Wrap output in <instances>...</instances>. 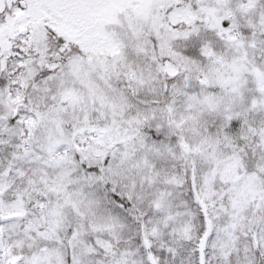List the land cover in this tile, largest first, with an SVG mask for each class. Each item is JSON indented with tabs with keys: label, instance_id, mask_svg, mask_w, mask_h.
<instances>
[{
	"label": "snow or ice",
	"instance_id": "obj_1",
	"mask_svg": "<svg viewBox=\"0 0 264 264\" xmlns=\"http://www.w3.org/2000/svg\"><path fill=\"white\" fill-rule=\"evenodd\" d=\"M0 264H264V0H0Z\"/></svg>",
	"mask_w": 264,
	"mask_h": 264
}]
</instances>
